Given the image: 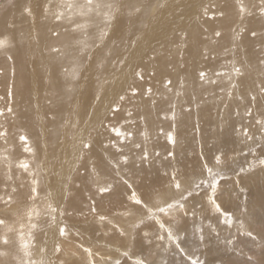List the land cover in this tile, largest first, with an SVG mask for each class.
Returning <instances> with one entry per match:
<instances>
[{
	"label": "bare ground",
	"instance_id": "bare-ground-1",
	"mask_svg": "<svg viewBox=\"0 0 264 264\" xmlns=\"http://www.w3.org/2000/svg\"><path fill=\"white\" fill-rule=\"evenodd\" d=\"M93 2L112 8L94 7L81 16L78 7L69 10L67 5L86 0H0V41L6 42L0 49V264L41 263L43 250L50 249L59 229L48 230L46 221H35L38 214L48 210L56 218H91L101 202L124 205L133 191L145 199L153 193L152 201L158 198L156 192L161 202L175 200L181 192L170 187L173 177L188 190L201 174V160L218 169L224 163L219 154L240 159L238 139L248 121L257 120L255 131L264 135V0ZM106 14L112 17L110 23ZM182 27H188L185 41L179 37ZM97 58H105L111 68H104L99 79ZM113 61L123 67L113 69ZM196 124L195 131L189 129ZM169 134L174 138L171 145ZM193 136L204 143L195 159L189 151ZM85 143L89 147L84 148ZM24 162L27 170L20 166ZM172 170L181 176L165 172ZM121 171L129 174L124 180L128 183L121 181L101 195L103 181L94 180L93 173L105 179ZM33 179L39 181L35 198ZM136 211L131 212L134 225L143 214ZM161 214L162 220H156L165 227L171 215ZM152 221L142 230L155 234ZM126 224L121 223L125 236L134 228ZM49 237L51 242L44 244ZM75 253L68 257L78 256ZM69 260L63 264H71Z\"/></svg>",
	"mask_w": 264,
	"mask_h": 264
},
{
	"label": "rangeland",
	"instance_id": "rangeland-1",
	"mask_svg": "<svg viewBox=\"0 0 264 264\" xmlns=\"http://www.w3.org/2000/svg\"><path fill=\"white\" fill-rule=\"evenodd\" d=\"M182 28L183 29L180 28L178 30L179 31L183 30L184 34L180 35L179 37L184 36V38L181 37V39L185 41L186 39L185 33L188 27H182ZM182 42H180L179 44L181 45ZM58 44H59L58 41L54 43L55 46H58ZM103 50L105 51L106 49ZM103 50L101 51L103 52ZM118 51L120 52V49H118ZM115 53L116 52L114 53L112 52V54L114 55ZM97 60L98 61H96V72L99 75L98 77L99 79L109 69L108 68L109 63H106L107 60L105 58L102 59L97 58ZM101 60L103 62H101ZM111 65L113 66V69L115 68L119 69L120 67H123V64L120 65L116 64L118 66L116 67L114 61ZM104 68H106L107 70L105 69L106 70L105 71ZM149 68L151 70L152 65ZM100 72L102 74H100ZM152 73H153L152 75H156L157 77H159V74H156L155 71L152 70ZM99 92L97 94H99ZM100 97L98 99H101ZM248 124H250L249 125L250 127L249 126L246 127L244 131L240 130L241 133L243 132V137H241L242 139L241 138L238 139L241 146L239 147L240 151L238 152L239 155L240 154L242 155V156L240 155V159L238 158L239 156L236 157V159H234L232 154L229 155L228 153L221 155L219 154V157L221 156L224 158L223 161L224 163L223 165L222 163H220V165L222 166L219 165L220 168L218 169L208 168L211 167V166H207L209 163H206L205 160H201L203 161L201 168L199 167V169H201V171H199L201 172V174H199V176L194 178L195 181L189 184L190 187L188 188V190H183L181 188L183 195L187 196V199L181 200L179 197L177 198L175 197L174 200L173 197L172 198L173 200L171 198L170 199L168 198V200L166 199L163 200L168 202L171 201V203H175L177 201L181 203L183 202L184 208L187 205L186 207L187 209L183 208L184 213L183 210H179L174 215L172 212L176 211L177 209L176 210L169 209L172 211L168 210L167 213H169V215L171 216L170 217L168 216L167 221L169 220L170 221L168 223H166L167 221L165 222L166 224L163 229L160 228V223L159 221L156 220L157 217L158 219L162 220L161 218L162 214L155 206V201L159 198L161 199V194L158 192L155 193V195H157L155 197L158 198L156 200L154 199L153 201L151 200L150 202L148 199H145L144 197H140L142 200L145 201L146 205L143 204L145 207H142L143 205H135L131 200V195H130V201H126L128 205L125 202L126 204L124 203L123 205V203H120V205L118 206L116 202H111L112 205H110L111 203H109L110 206H107V204L104 203L102 204L101 202L100 204L101 206L98 204V206L95 207V211L93 212L94 214L90 216L91 218H81L77 216L70 218V220L61 217L56 218L55 217L56 214H54V216L51 217L50 211L47 210L41 214H38V217L36 218L35 221H43V220L46 221V227L48 230H51L54 226H57L56 227L57 229L64 227L66 229V235L61 236L59 231L56 232L53 240V244L48 245L50 246V249H45L46 251L43 250V254L40 257L42 260L39 259L38 261L41 262L40 264H59V263L63 264L64 260L69 258L70 259L69 261H72V263L77 262V264H89V260H91V264H117V261L119 262V264H137L138 261L140 262V264H192L194 260L196 261V264H264V164L260 163L261 160H264V148H263L264 135L263 133H260L262 131H258V130L255 131L256 129L255 126H259V122L257 120L253 122L248 121ZM195 126H197V124L189 129H193L192 131H195L194 130ZM208 128L212 129V123H210ZM205 134L209 135L207 131L204 132V135ZM193 137L195 138V136ZM167 140L166 141L171 145L168 138ZM200 141L201 139L198 140L197 138L192 139L193 142L192 149L190 147L189 151L191 153V150H193V152L191 153L193 159H195L198 156H201L204 150L203 149L204 143L202 141H201L202 146L199 147ZM213 144H215L214 141ZM212 162L214 163V161H210V163ZM172 171H168V172L165 171V172L166 174L169 173L172 174L173 176H177L178 174L180 175V171H175V172L174 170ZM193 172L196 171H191V173ZM183 173L184 172H182V175ZM117 174L118 173L113 174L112 175L113 177L106 176V178L103 179L102 174H98L97 172H94L93 178L94 180L97 179V182L99 180L98 178H100V182L103 181L101 182L102 184L99 182L101 185H103L104 187L107 186V187H111V189H114L115 187L114 185H117L119 182L121 183V181L124 182V184L126 182L128 183V181H124L127 179L129 175L128 173L125 174L124 171H121V174L120 173L118 175ZM248 176H251V178ZM110 178H111V182L113 181L112 183L114 184H112L111 182H108L111 185L110 184L107 185L106 183H104L106 179L109 180ZM214 179L218 180V187L216 189V192L213 194L211 190V184ZM100 184H98V186H100ZM99 189L100 187L98 188V190ZM188 193H191V195H188ZM210 197L215 199L216 205H219V208L221 209L220 212H218L216 210L215 205L211 203ZM148 205H150L153 209V213L155 214L154 219L147 218L148 211H146V209L148 208L146 206ZM166 205L167 203H164V205L162 206L166 207ZM99 206L103 210H101ZM126 206L130 208L127 209L128 207L126 208ZM134 207L136 208V210H140V211L143 210L142 211L143 214H141L140 217L138 216V218L135 220L136 221L135 225L133 223L134 221L133 222L130 221L132 220L131 217L133 216L131 212L132 211L137 212ZM188 207L190 208L188 209ZM40 210L38 211V213L42 211ZM203 210H205V212H202ZM123 215H127V217H129L130 215L131 216L127 219L126 216ZM101 216L106 217V219L103 220L105 223L101 220H98L99 217ZM53 217H55V220L53 219ZM145 217L147 220L145 219ZM116 218L118 219L116 220ZM125 218L127 220H124ZM0 220L2 219L0 218ZM111 220L113 222H111ZM152 220H154L155 221L154 223L156 224L155 234L153 232L148 233L147 230L145 231L142 230V227L148 225L146 223L153 222ZM125 221H127L126 226L133 225L134 227L133 231L130 234L127 233L126 236L125 234L123 235L121 234L122 233L121 223L125 224ZM136 225L139 226L136 227ZM104 227L107 228L104 229ZM167 227H169L173 233L172 240H169L168 238L169 228ZM108 228H110L111 230ZM137 228L140 230H138ZM160 229L162 232L160 231ZM164 229L166 231H164ZM87 231H89V233ZM108 231H109V235H108ZM140 231H142L143 233ZM145 233H147V235ZM248 233H251V235H248ZM137 234H138V238H137ZM116 235L118 236L116 237ZM144 236L147 237L145 238ZM161 236H163V239L160 238ZM79 238L81 239L79 240ZM117 238L120 239L122 238V240ZM147 238L148 240L146 242ZM51 239L52 237L46 238L44 244L51 242ZM105 239L108 243L105 242ZM133 239L135 241H133ZM143 239L145 240L146 243L145 245ZM136 240L137 241L142 240V241L138 242L136 246V242H137ZM61 242L64 244H62ZM134 242L135 245L133 244ZM147 245L149 246V248H147L148 247ZM177 245H179V247H177ZM101 247L103 248L106 247V248L103 249ZM86 248L90 250L91 255H88V253L84 251V249ZM93 249H95V251ZM114 249L116 250V252ZM100 250H103L104 252ZM110 250L112 253L110 252ZM72 253L75 254L79 253V254L78 256H74L71 258L68 257V254L71 255ZM126 254H129V256L130 255L131 256L128 257V255L126 256ZM84 258L85 261L83 260ZM131 258H133V260ZM33 259L34 258H32V260ZM35 259L37 260V258ZM81 261L83 262L81 263ZM13 263H14L13 261H8L7 264H13Z\"/></svg>",
	"mask_w": 264,
	"mask_h": 264
},
{
	"label": "snow or ice",
	"instance_id": "snow-or-ice-1",
	"mask_svg": "<svg viewBox=\"0 0 264 264\" xmlns=\"http://www.w3.org/2000/svg\"><path fill=\"white\" fill-rule=\"evenodd\" d=\"M67 7L69 8V10H71L74 7H78V9H79L78 14L81 15V16H84L87 13L92 12L94 7L96 9H99L101 7H107L109 9H111L112 8V4H99V3L94 4L93 0H86V3L83 4V5L77 6V5H73V4L69 3L67 5ZM137 11H139V9H137ZM62 16H63V13H60V14L57 15L56 18L59 20V19H61ZM69 19H71V17H69ZM104 19H105V22L106 23H110L112 17L110 15H107L106 14L105 17H104ZM78 27H87V25H78ZM105 35H107L106 32H101V36L102 37L105 36ZM217 35H219V33H217ZM5 46H6V42L5 41H0V49L4 48ZM53 51L59 52L60 50L59 49H53ZM235 71H236L237 74L240 73V69H235ZM203 75L204 74L201 73V76H203ZM72 78L73 79L76 78L75 72L73 73ZM69 91H71V89H69ZM9 111H11L10 108H9ZM0 114H2V113H0ZM116 134L117 135H121L120 132H117ZM168 139H169L170 142H174L173 136L169 135ZM21 142L24 143V144H27L28 143L27 137L22 136L21 137ZM83 147L84 148H87V147H89V145L87 143H85L83 145ZM28 150L31 151L30 148H28ZM125 162H126V160H125ZM260 163L261 164H264V160H261ZM20 166L23 167V168H25V170H27L28 167H29V165H28L27 162H24ZM38 183H39L38 180H36V179H33L32 180V185H33V187H32L33 198H35V195L37 194V186H38ZM129 187H131V185H129ZM170 187H174L177 192H181V197H180L181 200L187 199V196H184L183 193H182V191H181V184H180V182L176 181L175 177H173V183L170 185ZM217 187H218V180H215L214 179L213 182H212V184H211V190H212V193L213 194L216 192ZM111 191H112L111 187H101L99 189V192H100L101 195H103L105 193H111ZM153 195H154L153 193H148L147 194V197H148V200L149 201L152 200ZM188 195H191V193H188ZM131 200H132V202L135 205H143L145 203V201L140 198V194H137L135 191H133L131 193ZM210 200H211V203L213 205H215L216 210L218 212H220L221 209L219 208V205H216L215 199L212 198V197H210ZM164 203H165L164 201L161 202L159 199H157L155 201V206L158 208V210H159L160 213H165L166 214L169 209L183 210V208H184V205L181 202L167 203L166 207L161 206ZM92 211L94 212L95 211V208H93ZM148 213H149L148 214V217H147L148 219H154L155 218L154 217V213L152 212V208L151 207L148 208ZM53 219H55V217H53ZM99 219L101 221H103L105 219V217L101 216V217H99ZM0 224H3V221H0ZM138 226L139 225H136V227H138ZM160 228L163 229L164 228V225L163 224H160ZM59 232H60V235L61 236H65L66 235V229L64 227H61L59 229ZM121 234L123 235V233H121ZM248 235H251V233H248ZM160 238L163 239V236H161ZM168 238H169V240H172L173 239V233H172V231L170 229H169V232H168ZM2 243H5L6 244L7 243V240L6 239H2ZM177 247H179V245H177ZM84 251L87 252L89 255H91V252H90L89 249L86 248V249H84ZM89 264H91V260H89ZM117 264H119L118 261H117ZM137 264H140V262L138 261ZM192 264H196V261L194 260L192 262Z\"/></svg>",
	"mask_w": 264,
	"mask_h": 264
}]
</instances>
